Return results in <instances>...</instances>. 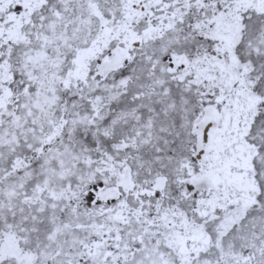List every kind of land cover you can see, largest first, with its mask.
<instances>
[{
  "label": "snow or ice",
  "instance_id": "obj_1",
  "mask_svg": "<svg viewBox=\"0 0 264 264\" xmlns=\"http://www.w3.org/2000/svg\"><path fill=\"white\" fill-rule=\"evenodd\" d=\"M0 264H264V0H0Z\"/></svg>",
  "mask_w": 264,
  "mask_h": 264
}]
</instances>
